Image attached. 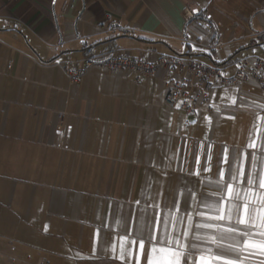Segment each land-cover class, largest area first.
<instances>
[{
    "label": "crops",
    "instance_id": "obj_1",
    "mask_svg": "<svg viewBox=\"0 0 264 264\" xmlns=\"http://www.w3.org/2000/svg\"><path fill=\"white\" fill-rule=\"evenodd\" d=\"M194 9L210 15L211 31L187 17ZM159 54L232 75L238 59L264 58V0H0V264H147L149 235L175 236L186 215L193 227L213 225L194 227L197 235H218V224L244 228L207 217L217 208L227 215L221 171L230 181L241 169V189L248 174L264 178L257 84L211 86L208 101L184 113L164 102L168 71L93 64L72 82L63 70ZM256 191L264 192L259 181L250 200ZM231 203L246 219L245 201ZM244 239L236 236L238 248ZM191 243L187 264H224L207 251L214 245ZM249 243L226 253L231 264L264 262L259 238Z\"/></svg>",
    "mask_w": 264,
    "mask_h": 264
},
{
    "label": "built area",
    "instance_id": "obj_2",
    "mask_svg": "<svg viewBox=\"0 0 264 264\" xmlns=\"http://www.w3.org/2000/svg\"><path fill=\"white\" fill-rule=\"evenodd\" d=\"M187 17L195 19L198 26L205 31L213 29L210 15L203 14L198 9L188 11ZM93 64L111 72L123 71L132 75L143 72L150 76L158 70L170 72L164 102L167 105L178 104L184 113H191L196 102L208 101V90L211 86L232 83L237 79L251 81L264 92V58L257 56L238 59L230 76L218 66L206 65L197 59H180L164 54H159L153 59L120 56L96 61L87 60L80 66L64 65L63 70L69 80L77 82Z\"/></svg>",
    "mask_w": 264,
    "mask_h": 264
},
{
    "label": "snow or ice",
    "instance_id": "obj_3",
    "mask_svg": "<svg viewBox=\"0 0 264 264\" xmlns=\"http://www.w3.org/2000/svg\"><path fill=\"white\" fill-rule=\"evenodd\" d=\"M234 102V101H233ZM264 107V105H262ZM252 146V145H250ZM255 159V157H253ZM223 171L220 172L221 180L217 181L216 184L220 188V198L224 199L225 189L227 190V197L229 198L227 215H225L218 208L216 209L217 214L215 216L207 217V219H212L218 222L224 221L226 218L229 221L235 220V223L238 225H244L243 229L237 228H220L219 224L216 226V232L219 233L215 236L207 235H197L194 232L195 228H204L212 229L213 225L208 223H195L193 227V216L186 215V220L188 224L175 236H161L154 237L149 235L148 240L151 244L150 249L147 253V264H157L158 260L161 257L167 258V264H187V260L190 259V249L197 248L198 245L191 243L192 240L206 242L215 246V251L211 248L207 249L210 253L211 258L217 260H223L224 264H231L226 258V253L228 252H244L248 247H254L256 244H250L249 239L255 235L259 238V246L261 247L260 254L264 255V192L256 191L253 194L252 199H249V193L252 192V187L259 181V189H264V178H259L252 174H248L246 177L248 187L241 189L239 180L244 176V173L241 169H237L235 175H231V180L223 179ZM235 184V186H234ZM243 191L244 195L241 196ZM245 201V210L247 212V218L240 216H234L232 209L237 208L238 206L231 203V201L241 200ZM218 203V202H217ZM255 204L256 208L259 211H256L254 214V208L251 206ZM209 208H214L213 205H207ZM192 212L198 216L204 217L205 214L198 212L197 208L194 207ZM239 235L241 238H248L243 240L244 247H237L241 244V240H236V236ZM227 238H231L233 243L225 245L222 241H225ZM155 241V243H152ZM160 245V246H158ZM139 247L141 251L145 249L144 238H140ZM121 253L123 254V246L121 247ZM264 264V262H261Z\"/></svg>",
    "mask_w": 264,
    "mask_h": 264
}]
</instances>
